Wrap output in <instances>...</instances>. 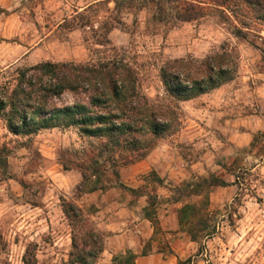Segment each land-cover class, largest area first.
Returning a JSON list of instances; mask_svg holds the SVG:
<instances>
[{
	"label": "rangeland",
	"instance_id": "1",
	"mask_svg": "<svg viewBox=\"0 0 264 264\" xmlns=\"http://www.w3.org/2000/svg\"><path fill=\"white\" fill-rule=\"evenodd\" d=\"M37 6L0 5V84L42 62L122 59L136 71L140 92L152 106L169 109L174 122L163 136H148L152 148L130 152L76 128L17 136L0 115V264H73L74 225L102 235L96 264H264V22L245 7L160 23L149 7L101 4L86 14L93 29L78 19L71 29V18L60 23L84 5ZM104 23L114 29L111 45L101 47L95 43ZM235 26L247 27L249 41L233 34ZM224 51L238 58L233 81L197 105L167 92L161 70L169 61L201 62ZM201 106L207 111L196 115L193 108ZM155 151L165 156L147 171L143 164ZM213 176L227 183L204 190L213 235L194 242L179 211L204 199L187 185ZM93 185L101 189L89 192ZM65 202L83 217L68 218ZM138 217L154 228L151 239L135 233ZM122 229L128 236L115 237Z\"/></svg>",
	"mask_w": 264,
	"mask_h": 264
},
{
	"label": "trees",
	"instance_id": "2",
	"mask_svg": "<svg viewBox=\"0 0 264 264\" xmlns=\"http://www.w3.org/2000/svg\"><path fill=\"white\" fill-rule=\"evenodd\" d=\"M115 3L116 10L127 5L152 8L154 21L160 23L172 19L192 22L204 18L209 10L225 13L231 8L244 7L264 22V0H115ZM90 10L74 15L70 28L77 27L74 23L78 19L81 27L93 29L86 17ZM113 29L108 23L100 25L95 44L101 47L111 45L109 36ZM245 29V26H235L233 34L249 41ZM238 69L236 55L224 51L201 62L169 61L162 68L161 77L172 97L190 101L230 83ZM68 94L74 98L72 101H66ZM0 115L10 133L17 136L36 135L55 128H76L83 136L107 140L106 147L130 152L152 148L150 137L163 136L174 122L169 109L152 106L140 92L136 71L122 59L84 64L47 61L18 69L15 75L0 84ZM146 152L137 158L144 157ZM134 159L123 161L128 164ZM88 180L85 173L84 187ZM216 186H227V183L213 176L196 185H187V188H193V195L204 198L200 207L186 204L179 211L180 224L188 226L187 232L194 242L213 235L208 231L210 225L203 214V207L209 206L208 192L204 190ZM98 189L101 188L93 185L89 192ZM64 206L68 218L77 220L83 217L82 210L73 203L65 202ZM73 248V264H96L104 251V240L96 230L74 225ZM131 258L135 255L131 254Z\"/></svg>",
	"mask_w": 264,
	"mask_h": 264
},
{
	"label": "crops",
	"instance_id": "3",
	"mask_svg": "<svg viewBox=\"0 0 264 264\" xmlns=\"http://www.w3.org/2000/svg\"><path fill=\"white\" fill-rule=\"evenodd\" d=\"M101 4H107V5H116L115 0H0V5H38L37 9H47L50 7V5H84L83 7H77L75 10L72 11V13L68 14V17L65 18L60 24L65 22L67 19L72 18L74 15L78 14L79 12H84L90 10L91 7ZM45 5V8L43 7ZM49 9V8H48ZM77 10V11H76ZM62 11V10H61ZM201 98L190 100L188 102H184L185 104H193L197 105V102H200ZM209 106V105H208ZM208 107L201 106V108H193V111H196V115L200 113V111H207ZM191 122L195 125H199L198 121L194 118L191 119ZM164 154L160 153L159 151H155L152 153L146 162L143 164L145 166V170H153L158 169V164L162 162V158ZM162 156V157H161ZM158 163V164H157ZM143 168V167H142ZM139 221L135 225L136 234H140V239L145 241L146 239L149 240L154 235V228L148 227L145 223L150 224V222L147 219H144L141 221V219L138 217L136 218ZM145 226V228H144ZM134 233V234H135ZM129 234V230L122 229L120 234H116L115 237L117 238H124L127 237Z\"/></svg>",
	"mask_w": 264,
	"mask_h": 264
}]
</instances>
